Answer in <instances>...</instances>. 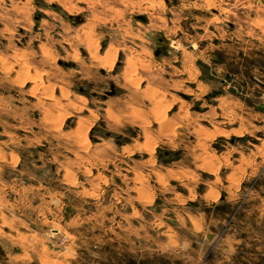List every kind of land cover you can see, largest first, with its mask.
Instances as JSON below:
<instances>
[{
  "label": "rangeland",
  "instance_id": "1",
  "mask_svg": "<svg viewBox=\"0 0 264 264\" xmlns=\"http://www.w3.org/2000/svg\"><path fill=\"white\" fill-rule=\"evenodd\" d=\"M0 264H264V0H0Z\"/></svg>",
  "mask_w": 264,
  "mask_h": 264
},
{
  "label": "water",
  "instance_id": "2",
  "mask_svg": "<svg viewBox=\"0 0 264 264\" xmlns=\"http://www.w3.org/2000/svg\"><path fill=\"white\" fill-rule=\"evenodd\" d=\"M54 7H55V6H54ZM55 8L58 9V7H55ZM140 19L144 20V17H140ZM158 48H159V45H156V46H155V50H156L155 53H157Z\"/></svg>",
  "mask_w": 264,
  "mask_h": 264
},
{
  "label": "bare ground",
  "instance_id": "3",
  "mask_svg": "<svg viewBox=\"0 0 264 264\" xmlns=\"http://www.w3.org/2000/svg\"><path fill=\"white\" fill-rule=\"evenodd\" d=\"M159 118H161V117H159ZM159 120H162V119H159Z\"/></svg>",
  "mask_w": 264,
  "mask_h": 264
},
{
  "label": "crops",
  "instance_id": "4",
  "mask_svg": "<svg viewBox=\"0 0 264 264\" xmlns=\"http://www.w3.org/2000/svg\"><path fill=\"white\" fill-rule=\"evenodd\" d=\"M102 71H104V70H102ZM174 223H175V221H174Z\"/></svg>",
  "mask_w": 264,
  "mask_h": 264
}]
</instances>
